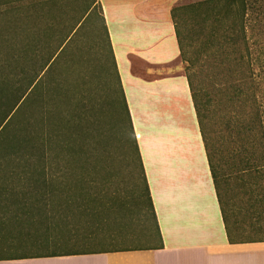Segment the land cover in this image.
Masks as SVG:
<instances>
[{"label":"crops","instance_id":"0c3cea01","mask_svg":"<svg viewBox=\"0 0 264 264\" xmlns=\"http://www.w3.org/2000/svg\"><path fill=\"white\" fill-rule=\"evenodd\" d=\"M180 2L24 0L26 9L17 12V21L1 23L0 39L5 42L0 53L87 52L93 37L98 44V29L106 33L161 245L0 259V264H264V238L228 240L188 81L180 68L171 18L172 7Z\"/></svg>","mask_w":264,"mask_h":264},{"label":"trees","instance_id":"16d2710c","mask_svg":"<svg viewBox=\"0 0 264 264\" xmlns=\"http://www.w3.org/2000/svg\"><path fill=\"white\" fill-rule=\"evenodd\" d=\"M171 18L180 60L186 63L185 76L228 240L235 242L240 240L235 235L238 228L235 220L228 221L230 204L226 197L232 191H242L243 176L248 177L246 191L249 195H264V186L257 180L264 176V0L178 3L171 9ZM257 30L262 32L256 33ZM108 52L114 66L109 47ZM56 57L46 55L43 65L36 68L0 66V224L19 215L28 222L47 221L43 208L48 204V195L57 190H70L66 180L52 176L48 163L52 133L57 145L72 144L71 139L65 142L64 128L68 122L61 121L52 127L51 110L40 90L47 83L41 81L43 71H48ZM120 91L133 135L121 88ZM49 104L52 107L51 102ZM75 108L80 114L77 112L71 120L73 124L82 123V99L76 101ZM23 113H28L27 117L17 125L15 118ZM79 144L82 142L72 145ZM134 149L138 173L135 181L141 185L137 200L146 203L156 240L161 245L137 145ZM81 253L82 250L37 254L8 252L0 254V259Z\"/></svg>","mask_w":264,"mask_h":264},{"label":"rangeland","instance_id":"374dc122","mask_svg":"<svg viewBox=\"0 0 264 264\" xmlns=\"http://www.w3.org/2000/svg\"><path fill=\"white\" fill-rule=\"evenodd\" d=\"M21 8L26 9L24 0H0V25L16 22ZM98 30V44L93 37L87 52L55 55L41 80L47 81L40 90L51 110L52 127L61 121L68 122L63 133L65 142L68 139L72 144L82 142V145H57L55 133L51 136L48 151L51 174L66 180L70 190L48 195V204L43 208L47 221L28 222L19 215L1 223L0 254L142 247L157 242L146 203L137 200L141 185L135 181L136 143L123 109V97L107 49V35L102 28ZM90 40L88 37V43ZM3 42L5 39H0ZM44 58L46 55L0 53V66L36 68ZM185 66L181 61L184 74ZM78 99H82V123L73 124L71 116L80 114L75 108ZM27 114L15 118L17 125L23 123ZM243 178L242 191H232L226 197L230 204L228 221L237 223V239L264 238V195H249L248 177ZM257 180L264 186V176Z\"/></svg>","mask_w":264,"mask_h":264}]
</instances>
